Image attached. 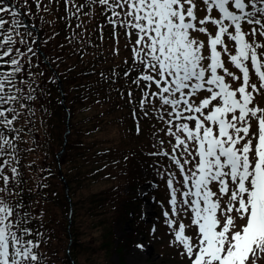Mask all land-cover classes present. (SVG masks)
Here are the masks:
<instances>
[{
	"label": "snow or ice",
	"instance_id": "6c2138e0",
	"mask_svg": "<svg viewBox=\"0 0 264 264\" xmlns=\"http://www.w3.org/2000/svg\"><path fill=\"white\" fill-rule=\"evenodd\" d=\"M35 20L52 29L44 44L63 23L81 61L113 58L99 76L136 136L152 130L168 244L184 264H264V0H0V264H52L24 188L30 102L55 82Z\"/></svg>",
	"mask_w": 264,
	"mask_h": 264
},
{
	"label": "trees",
	"instance_id": "16d2710c",
	"mask_svg": "<svg viewBox=\"0 0 264 264\" xmlns=\"http://www.w3.org/2000/svg\"><path fill=\"white\" fill-rule=\"evenodd\" d=\"M31 24L39 34L44 57L41 67L48 65L43 70L55 80L44 81L42 92L37 90L38 99L30 102L35 116L30 117L33 123L26 138L27 146L35 151L22 153L24 164L35 161L32 170L25 173L28 183L24 185L25 200L39 217L34 226L50 238L44 247L52 264H114L110 259L113 255L119 256L117 264H126V250L151 233L142 220V199L137 194L148 180L143 175L144 166L154 164L155 158L146 161L150 143L144 135L136 136L130 109L120 100L116 86L99 76L101 70L111 72L113 58L109 57L110 65L91 56L81 61L65 41L69 33L63 23L55 26L60 34L47 44L43 41L52 29L39 20ZM126 55L122 51L121 57ZM42 183L47 187H38ZM161 195L164 184L158 181L152 196L159 215ZM156 218L163 220L162 216ZM120 224H128L131 233L116 236ZM162 226L161 221L155 222L157 232Z\"/></svg>",
	"mask_w": 264,
	"mask_h": 264
},
{
	"label": "rangeland",
	"instance_id": "374dc122",
	"mask_svg": "<svg viewBox=\"0 0 264 264\" xmlns=\"http://www.w3.org/2000/svg\"><path fill=\"white\" fill-rule=\"evenodd\" d=\"M68 120H69V116L68 114H66L65 122L67 124H68ZM67 126L68 125H66V128ZM142 127H143L142 135H144L145 139H147L150 143L149 144L150 146L148 145V149L150 151H153L154 149H152L151 147V144H152L151 131L152 130L150 129V126L145 123L142 125ZM114 128H111V129H114ZM128 129L132 131L130 125ZM67 133H68V129L65 133V136H67ZM62 152L63 151L59 152L58 158H57L58 160L60 159L59 157L62 156ZM153 158L154 157L148 156L146 161L149 162ZM158 166H159L158 164H152L150 165L149 168H145L144 166L143 175L148 180L142 187L139 188V190L137 191V194L142 199L141 214H142V220L145 223V225L150 226V228L152 229L153 227H155V222L159 220L163 223V226L160 227V230L156 232L155 235H152L151 233H149V235L145 239L143 237H140V240L138 241V243H144L146 246L143 252L136 249L135 247H132L129 250H126L125 256H124V259L126 260V264H184L183 259L177 254V251L169 247V244H168L169 235L167 234L168 230H167L166 225L164 224V217L162 215L163 208L160 210V215H159L158 214L159 210L156 205V200L152 196V192L156 188L157 182L158 181L162 182L164 184V196L161 195V207L162 205L164 207H167L166 201H167L168 195H167V189H166L164 180L161 179L158 173L155 174L156 172L155 169ZM157 215L162 216L163 220L157 219L156 218ZM130 233H131V228L128 226V224L117 225V229L115 230L116 236H122L123 234H130ZM159 246L161 247V250H158ZM110 259L114 264H117L120 260L119 256L117 255L116 256L113 255Z\"/></svg>",
	"mask_w": 264,
	"mask_h": 264
},
{
	"label": "water",
	"instance_id": "95a60500",
	"mask_svg": "<svg viewBox=\"0 0 264 264\" xmlns=\"http://www.w3.org/2000/svg\"><path fill=\"white\" fill-rule=\"evenodd\" d=\"M68 134V133H67ZM64 150V149H63ZM64 185H65V188H66V190H67V184L64 182Z\"/></svg>",
	"mask_w": 264,
	"mask_h": 264
}]
</instances>
